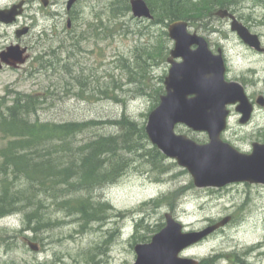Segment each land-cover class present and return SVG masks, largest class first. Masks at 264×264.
Returning a JSON list of instances; mask_svg holds the SVG:
<instances>
[{
  "label": "rangeland",
  "instance_id": "374dc122",
  "mask_svg": "<svg viewBox=\"0 0 264 264\" xmlns=\"http://www.w3.org/2000/svg\"><path fill=\"white\" fill-rule=\"evenodd\" d=\"M22 1L27 3L18 21L0 23V53L20 45L28 49L29 60L20 68L4 67L0 72V102L8 105L16 94L37 95L44 98V104L34 120L104 123L126 116L146 128L149 115L160 105L157 98L166 93L165 79L171 68L167 60L174 48L165 35L170 20L149 24L136 19L131 10L114 17L111 4L115 0H78L71 10L70 0H50L48 7L43 0H0V10ZM25 27L30 28L29 34L18 39L16 32ZM238 44L227 45L234 48L230 67L233 75L244 73L258 83L247 89L255 101L264 95V63L252 66L247 57H241L245 53L239 51ZM41 58L55 63L54 67L42 68ZM255 68L258 74H254ZM140 74L145 76L140 79ZM161 88L164 93L158 96ZM231 112L222 138L240 152L251 154L253 143L264 144V107L256 105L247 125L240 123L241 116L234 108ZM119 131L112 125L93 128L76 136L74 147ZM176 133L199 144L210 141L208 134L185 125H179ZM3 144L0 140V148ZM164 157L158 167L131 156V164L121 176L96 188L92 202L96 207L108 205L100 212L101 220L84 223L81 214L69 215L67 209L57 207L62 200L45 196H41L40 209L45 213L41 223L51 226L34 233L35 224L29 225L26 219L29 209L1 218L0 264H135V247L152 242L166 227L167 213H172L186 232L202 231L232 218L181 257L200 264H264V185L236 183L200 189L176 160ZM25 188L20 185L16 190ZM29 241L38 245V252L31 250Z\"/></svg>",
  "mask_w": 264,
  "mask_h": 264
},
{
  "label": "water",
  "instance_id": "95a60500",
  "mask_svg": "<svg viewBox=\"0 0 264 264\" xmlns=\"http://www.w3.org/2000/svg\"><path fill=\"white\" fill-rule=\"evenodd\" d=\"M77 0L68 2L71 10ZM48 7L49 0H43ZM135 18L153 19L145 0H131ZM22 1L9 9L0 10V23L12 25L24 14ZM70 27V21H69ZM233 30L249 45L257 46L256 37L242 26ZM30 31L25 27L16 32L18 39ZM174 41L168 63L171 65L165 79L166 93L160 105L149 115L146 133L153 146L163 155L176 160L193 178L197 188L221 189L231 184L248 183L264 185V144L255 142L253 152L245 154L222 139L228 127L230 107L242 117L240 123L248 124L254 113L245 88L237 82L226 80L227 67L222 53L214 54L207 41L188 31L184 21L172 23L168 28ZM27 48L12 45L0 53V71L3 66L18 68L26 64ZM264 107V97L258 99ZM178 125H185L198 133H206L209 143L199 144L186 135L176 133ZM166 227L155 235L150 244L135 247V264H199L195 259L180 255L224 228L231 220L227 217L202 231L186 232L184 225L172 213H167ZM31 250L38 252L36 243L28 242Z\"/></svg>",
  "mask_w": 264,
  "mask_h": 264
},
{
  "label": "trees",
  "instance_id": "16d2710c",
  "mask_svg": "<svg viewBox=\"0 0 264 264\" xmlns=\"http://www.w3.org/2000/svg\"><path fill=\"white\" fill-rule=\"evenodd\" d=\"M146 1L155 18L152 24L156 25L180 19L188 7L182 0ZM111 10L114 17L127 14L131 10L129 0L113 1ZM39 63L45 70L55 65L44 58ZM144 76L139 75L140 79ZM161 93H164L163 88L157 95ZM157 102H160L159 97ZM42 104L43 97L24 94H16L8 105L0 102V140L4 142L0 148V219L29 209L27 223L35 224L31 230L38 232L50 225L41 223L45 213L41 212L40 206L45 196L62 200L57 207L67 209L69 215L81 214L84 223L101 220L100 212L108 205L96 207L92 202V192L96 188L121 176L131 164V156H139L158 167L165 159L157 147L150 145L145 126H139L126 116L104 123H56L32 119ZM106 125L116 126L120 131L115 135H98L82 146L74 147L76 136ZM19 182L26 188L16 190ZM83 192L89 195L85 196L87 194ZM75 193H81L80 197L71 198Z\"/></svg>",
  "mask_w": 264,
  "mask_h": 264
},
{
  "label": "flooded vegetation",
  "instance_id": "af4514ba",
  "mask_svg": "<svg viewBox=\"0 0 264 264\" xmlns=\"http://www.w3.org/2000/svg\"><path fill=\"white\" fill-rule=\"evenodd\" d=\"M191 1L194 3L188 4L186 2L188 7H185V14L176 21L186 22L188 24L189 32L203 37L214 54L222 53L227 65L226 79L230 82H237L241 84L247 93V89L249 87L257 85L258 83H256L252 77L250 80L247 79L244 73L240 75H233L229 57L230 52L234 50V48H230L227 45L229 42H233L234 45L237 41L239 43L237 46L240 47L239 51L240 49H243V52L245 53L241 57H247L253 64L252 66L264 63V0ZM50 3L51 1L49 0V4ZM154 19L152 21H154ZM141 21H147L149 24L152 23V21L147 19H142ZM235 24L242 26L248 30L252 36H255V41L258 45L251 46L247 44L239 36V33L236 30H233ZM5 67L8 68V66ZM254 74H258L256 68ZM260 97H264V95H259L255 101L249 97L255 108L256 105H259L258 99Z\"/></svg>",
  "mask_w": 264,
  "mask_h": 264
},
{
  "label": "bare ground",
  "instance_id": "6f19581e",
  "mask_svg": "<svg viewBox=\"0 0 264 264\" xmlns=\"http://www.w3.org/2000/svg\"><path fill=\"white\" fill-rule=\"evenodd\" d=\"M44 115V114H43Z\"/></svg>",
  "mask_w": 264,
  "mask_h": 264
}]
</instances>
